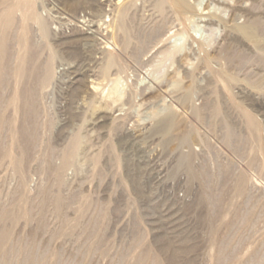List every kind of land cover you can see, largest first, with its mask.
<instances>
[{
    "label": "rangeland",
    "instance_id": "obj_1",
    "mask_svg": "<svg viewBox=\"0 0 264 264\" xmlns=\"http://www.w3.org/2000/svg\"><path fill=\"white\" fill-rule=\"evenodd\" d=\"M14 1L0 0V9ZM31 1L46 33L30 20L29 37L42 60L53 56V76L40 95L35 141L22 173L0 159V264H255V254L264 252V150L248 134L242 111L260 122L264 148V84L253 88L246 71L236 72L232 90L216 99L221 116L214 127L197 117L195 107L215 101L210 69L202 62L205 51L218 43L206 49L205 43L188 40L169 70L179 68L186 77L197 69L191 106L181 102L180 91L165 86V78L159 83L145 74L143 63L156 48L148 58L136 59L131 50L110 43L107 25L117 0ZM122 1L129 8L127 19L150 34L155 17L143 8L144 0ZM21 14L17 11L15 18ZM202 20L201 25L210 22ZM168 26L155 35L163 40L158 48L182 29L176 23L168 33ZM18 29L11 30L12 43ZM116 35L118 42L121 34ZM248 44L241 39L232 47L242 57L249 53ZM107 52L118 55L123 67L112 68L110 77L121 71L134 84L147 77L134 88L137 100L129 91L133 87L128 89L123 112L106 108L92 90ZM184 54L193 66L183 62ZM253 70L264 76L260 66ZM12 89L8 84L7 95ZM159 92L165 104L148 99ZM174 114L177 129L165 134L161 128ZM226 128L234 134L231 139ZM186 130L195 136L183 139ZM9 134L8 125L0 128V147L9 144ZM75 138L74 157L55 173ZM241 177L247 178L242 184ZM220 249L225 250L222 257Z\"/></svg>",
    "mask_w": 264,
    "mask_h": 264
},
{
    "label": "bare ground",
    "instance_id": "obj_2",
    "mask_svg": "<svg viewBox=\"0 0 264 264\" xmlns=\"http://www.w3.org/2000/svg\"><path fill=\"white\" fill-rule=\"evenodd\" d=\"M15 1L14 3L3 4L0 9V128L8 125L10 132V136H8L10 139L9 144L0 147V159H6L13 165V168L22 173L23 159L28 157L35 141L40 95L53 76V56L49 55L42 60L41 50L29 37L27 22L30 20L39 24L43 35L46 33L44 23L35 14L32 1ZM203 2L205 3L206 1L203 0ZM203 2L200 0H144L143 8L150 11L152 17H155L153 19L154 29L150 34H144L140 32L139 26L136 28L131 23L132 21L127 19L128 6L123 5L122 0H117L113 17L109 21L110 24L106 25L111 32L110 43L126 53L131 50V54L136 59L142 56L147 57L156 48L152 58L147 63H143L147 67L146 69L144 68L145 74L159 83L165 78L166 82H163L167 83L166 85L164 84L166 87L169 86L172 90L174 88V91L181 92L180 100L182 103H190L193 100L192 87L194 80L197 79L194 76V72L197 69L194 68L192 73L186 77L181 74L179 68L171 70L172 72L170 71V73L169 70L175 66L176 57L187 49V42L190 39L193 43L197 41L205 43L206 47H202L206 49L218 43L215 48L212 47L211 51H205L206 55L202 62L204 67L210 69V93L215 97V101L206 102L203 106L195 107V113L198 118L212 121L211 125L216 127L215 125L219 123V117L221 116L220 106L216 99L223 92L232 90L233 82L236 80L233 75L236 72L246 71L247 78H245L249 80L248 83L253 88H260L264 84L263 73H255V70H253L260 66L261 71H264V17L262 16L264 0H207L205 4ZM17 11L22 13L19 20L15 18ZM223 14L224 16L225 14L226 16L229 15V18L225 20ZM195 18H199V20H205V18L207 20L208 18L210 22L207 20L209 22L207 25H201L198 22L199 20L197 22L194 21ZM240 18H244L243 23H238ZM204 20L202 21L204 22ZM175 22L182 26V29L174 30L166 39L168 43L158 48L160 42L163 41L162 38L155 36L158 30L170 24L171 26H168L169 29L167 31L169 33L176 27ZM186 22H189V24H185ZM15 25H19V29L14 43H12L11 30ZM186 25L189 26L187 27ZM117 33L121 34L118 42L116 41ZM219 33H223L222 37L220 36L222 39L219 37ZM217 36L221 42L217 39ZM241 39L249 43V53L245 54L244 51L242 57L240 56L242 51L239 48L232 47L235 41ZM188 57L189 55H183L184 63L186 61L190 62ZM190 63L193 66V62ZM212 63H216L218 68L213 69L211 67ZM114 67L123 68L118 55L107 52L100 67V76L92 80L91 86L93 93L102 100L106 108L112 110L113 107H120L119 111L123 112L125 105L123 100L127 95L128 89L133 87L131 89L134 90L136 88L138 90L146 82L147 77L145 75L140 76L135 84L132 83L129 76L123 77L121 71L116 76L110 77V71ZM195 69L196 71H194ZM186 78L188 79L187 83H185ZM8 84H12L13 89L7 95L6 88ZM164 85L163 87H165ZM131 89H129L132 92L130 93L137 100L136 98L139 95L138 97L134 95L136 90L132 91ZM165 92L168 91L165 90ZM168 94L170 93L168 92ZM150 98L159 99L164 104L167 100L164 94L160 92L152 94L148 97V99ZM175 101L177 102V100ZM170 104L171 108L176 107L172 102ZM141 105L143 106V104ZM191 106H193V102ZM93 107L95 109L94 104ZM242 115L248 134L258 143L257 148H259V151H263L264 148L261 145L260 138V122L256 116L247 110H243ZM17 122L18 125H16ZM177 126L178 119L177 115L174 114L166 120L161 129L165 134H170L177 129ZM226 132V138L231 139L234 136L230 129L226 128ZM195 134L193 131L186 130L183 131L181 136L183 139H187L195 136ZM77 148L78 140L75 138L63 151L61 166L54 169L55 173L59 174L63 168L70 164ZM16 151L17 156H14ZM261 167L263 169L264 164ZM245 179L247 178L241 177L240 183L242 184L246 181ZM56 202H58L59 206V201ZM3 216L5 217L6 214ZM224 252L220 249L219 255L222 257ZM255 260L253 261L255 264H264V252L260 255L255 254Z\"/></svg>",
    "mask_w": 264,
    "mask_h": 264
}]
</instances>
